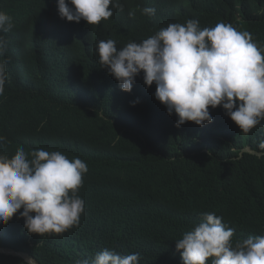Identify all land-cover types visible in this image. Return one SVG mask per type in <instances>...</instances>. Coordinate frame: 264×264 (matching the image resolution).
Here are the masks:
<instances>
[{
    "label": "clouds",
    "instance_id": "9594fccd",
    "mask_svg": "<svg viewBox=\"0 0 264 264\" xmlns=\"http://www.w3.org/2000/svg\"><path fill=\"white\" fill-rule=\"evenodd\" d=\"M27 3L0 0V113L10 106L17 107L21 116L27 90L34 88L21 84L16 69L19 46L27 42L34 50L33 44L41 43L48 57L35 51L39 59L30 55L40 69L57 77L59 74L42 62L56 63L63 71L59 63L63 55H56L49 44L58 38L65 45L64 33L71 40L68 43L81 42L82 47L86 39L94 40L99 59L93 61L110 75L114 85L110 93L118 90L121 103L139 102L133 103L135 96L130 99L129 95L142 72L148 87L156 85L155 99L165 106L160 110V124L184 127L185 139L197 143L218 138L227 154L240 147V156H264V46L247 30L241 31L242 26L229 19L204 28L197 19L181 23L186 10L183 0L167 9L173 23L142 42L122 41L104 21L113 16V9L124 10L120 0H58L57 8H50L41 18L8 15L9 9L24 10ZM152 5L142 8V14L157 16L159 6L156 1ZM52 15L58 21L52 20ZM42 19L51 29H42ZM88 67L92 72L87 68L86 74L91 76L95 72L92 61ZM34 96L40 102H32L39 109L47 108H41L43 98ZM26 112L32 117L28 108ZM4 143L5 137L0 136V146ZM201 152L211 154L209 146ZM98 161L93 154L76 157L61 146L30 153L24 145L12 153L0 150V234L4 242L28 244L32 249L67 243L64 254L69 264H264V229L242 240L234 239L235 230L222 223L216 211L203 213L192 230L176 239L172 246L175 262L151 243L119 244L113 239L93 251H83L89 232L98 227L108 186L117 179L116 174L98 167ZM165 192L152 196V217L175 213L164 200ZM0 254L15 257L16 264H41L23 249L0 246Z\"/></svg>",
    "mask_w": 264,
    "mask_h": 264
},
{
    "label": "trees",
    "instance_id": "16d2710c",
    "mask_svg": "<svg viewBox=\"0 0 264 264\" xmlns=\"http://www.w3.org/2000/svg\"><path fill=\"white\" fill-rule=\"evenodd\" d=\"M153 1L159 6L157 16L143 15L141 9L153 7ZM153 1L120 0L124 10L113 9V16L104 21L118 39L142 42L173 23L167 9L183 0ZM204 1L186 0L187 13H183L181 23L197 19L204 28L214 24L215 18L216 22L221 21L223 13L205 9L207 1L212 4L215 0ZM221 1V8L232 11L230 16L244 11V16L229 20L242 26L241 31L251 30L254 40L264 46V0ZM32 31L30 26L29 32ZM62 36L65 45L58 38L49 44L56 55H63L59 63L67 75L59 79L35 64L27 42L17 49L16 69L20 71L21 84L34 87L27 90V99L40 102L29 94L38 88L46 91V95L38 96L47 104L41 103V108H47L40 109L38 116L42 118L34 119L28 116L27 107L21 116L17 107H6V112L0 113V136L5 137L0 150L12 153L24 145L30 153L61 146L76 157L86 153L97 156L98 167L117 175L108 186L109 196L102 199L104 208L98 227L89 232L83 251H93L113 239L119 244L151 243L164 249L175 262L173 243L185 231L192 230L203 213L211 211H216L223 218L222 223L235 230L234 239L242 240L264 229V156H240V147L234 154H227L229 151L220 146L218 138L208 143L211 154L201 152L204 146L185 139L184 127L160 124V110L165 106L155 99L156 85L148 87L142 72L129 95L130 99L135 96L133 103L139 102L121 103L117 97L122 94L118 90L114 95L110 93L113 80L98 63L92 61L95 72L86 74L89 56L99 59L94 40L86 39L82 47L81 42L71 44L64 33ZM116 46L119 49L117 43ZM250 138H254L253 134ZM164 189V200L175 213L152 217L149 203L155 193ZM4 240L0 234V246L30 251L41 264L70 263L64 254L67 243L32 249L28 244H8ZM16 263L15 257L0 254V264Z\"/></svg>",
    "mask_w": 264,
    "mask_h": 264
},
{
    "label": "bare ground",
    "instance_id": "6f19581e",
    "mask_svg": "<svg viewBox=\"0 0 264 264\" xmlns=\"http://www.w3.org/2000/svg\"><path fill=\"white\" fill-rule=\"evenodd\" d=\"M26 1L28 3L25 4V9L24 10L9 9L8 15L11 18H16V17H24L26 19H33L34 17L41 18L45 14L48 13L50 8H57V5H58V0H26ZM139 1H145V0H139ZM201 1L205 2L204 0H201ZM17 2L20 3L21 0H17ZM221 2H222L221 0H215L214 3L208 4V8H205V9L206 10L213 9L215 11H218L216 13H219V14L223 13V16L220 18V20H222V21H226L229 18L230 19H234V18H238L240 16H244V11L242 13L241 12H236L233 16H230V14H232V11H230L229 7H222L221 8L220 7ZM170 8H172V6L168 7V9H170ZM184 13H187V12L184 11ZM215 19L218 20V18H215ZM52 20L58 21L54 15H52ZM216 20H214L215 24H216ZM44 21H45L44 19H42V21H41L42 29L44 27H48L49 29H51L48 25H46L44 23ZM249 32L253 36L252 31L250 30ZM72 36H74V38H76V33H73ZM68 37H71V36L68 35ZM253 39H254V37H253ZM29 43H31V41ZM87 46H90V45L87 44ZM33 47H34V50L29 45L30 53L34 56V58L39 59L38 56L35 55V52L39 56L42 55V54H45L41 43L36 42V43L33 44ZM46 57H48V56L46 55ZM89 59H90V61H93V58H91L90 56H89ZM42 64H44L50 70L57 72L59 74L57 76L58 79L60 78V76H64V75H62V73H67V72H63L62 70H60L56 63H54L52 65L51 64L49 65V64H47V62H42ZM89 70H90V67H88V73H89ZM108 78H110V77H108ZM39 94L46 95V91L39 90V88H38L37 92L34 95H39ZM34 95H30V96H34ZM25 105L29 109V111H30V113H31V115H32V117L34 119L42 118V117L37 115L38 113L40 114V109L32 101H29L28 99H26L25 100ZM198 144H201L202 146H204V148L208 146V143H205V142H201V143H198ZM131 172H132L131 173L132 175L137 177V174H135L133 171H131ZM229 175H233V174H228V176Z\"/></svg>",
    "mask_w": 264,
    "mask_h": 264
}]
</instances>
